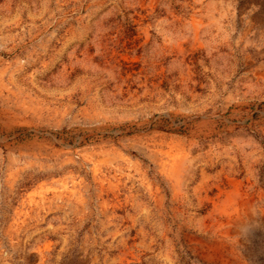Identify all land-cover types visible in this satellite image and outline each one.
Wrapping results in <instances>:
<instances>
[{"label": "rangeland", "instance_id": "obj_1", "mask_svg": "<svg viewBox=\"0 0 264 264\" xmlns=\"http://www.w3.org/2000/svg\"><path fill=\"white\" fill-rule=\"evenodd\" d=\"M0 264H264V0H0Z\"/></svg>", "mask_w": 264, "mask_h": 264}, {"label": "bare ground", "instance_id": "obj_2", "mask_svg": "<svg viewBox=\"0 0 264 264\" xmlns=\"http://www.w3.org/2000/svg\"><path fill=\"white\" fill-rule=\"evenodd\" d=\"M189 151V150H188ZM229 179H231V178H229ZM228 180V179H227ZM233 181V180H232ZM236 182V181H235ZM227 188V187H226ZM221 193V192H220ZM240 199V198H239ZM239 201V200H238ZM227 212V211H226ZM234 221V220H233ZM224 227H226V225H223ZM223 228V227H222ZM225 232V231H224ZM223 232V233H224ZM227 232V231H226ZM229 234V233H228ZM197 237V236H196ZM217 240V239H216ZM220 255V254H219ZM212 261V260H211ZM207 262V261H206Z\"/></svg>", "mask_w": 264, "mask_h": 264}]
</instances>
